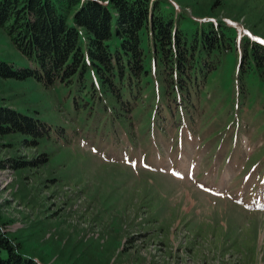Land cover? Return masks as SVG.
<instances>
[{
	"label": "rangeland",
	"instance_id": "rangeland-1",
	"mask_svg": "<svg viewBox=\"0 0 264 264\" xmlns=\"http://www.w3.org/2000/svg\"><path fill=\"white\" fill-rule=\"evenodd\" d=\"M159 2L181 26L264 40V2ZM237 54L209 74L190 119L163 133L144 108L138 142L119 146L82 125L65 89L0 77V104L52 125L34 145L0 136V227L19 251L39 264H264V77H240ZM0 60L30 64L1 27Z\"/></svg>",
	"mask_w": 264,
	"mask_h": 264
},
{
	"label": "trees",
	"instance_id": "trees-1",
	"mask_svg": "<svg viewBox=\"0 0 264 264\" xmlns=\"http://www.w3.org/2000/svg\"><path fill=\"white\" fill-rule=\"evenodd\" d=\"M0 27L30 62L0 60V77H31L65 89L82 125L95 126L94 132L102 126L115 146L123 137L138 142L135 126L147 121L145 114L138 118L144 108L163 133L181 126L179 114L190 119L209 74L233 48L240 77L249 70L264 77V43L239 37L223 22L181 26L159 0H0ZM51 130L47 121L0 104V136L19 133L34 145L48 140ZM0 264L39 262L0 227Z\"/></svg>",
	"mask_w": 264,
	"mask_h": 264
}]
</instances>
